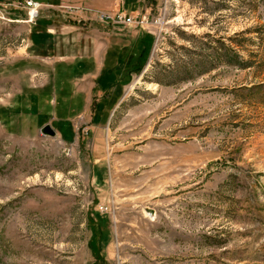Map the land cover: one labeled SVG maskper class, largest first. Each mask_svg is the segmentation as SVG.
Masks as SVG:
<instances>
[{
	"label": "rangeland",
	"instance_id": "374dc122",
	"mask_svg": "<svg viewBox=\"0 0 264 264\" xmlns=\"http://www.w3.org/2000/svg\"><path fill=\"white\" fill-rule=\"evenodd\" d=\"M130 10L148 54L107 113L118 64L91 91L59 73L102 28L34 48L0 0V264H264V0Z\"/></svg>",
	"mask_w": 264,
	"mask_h": 264
},
{
	"label": "crops",
	"instance_id": "0c3cea01",
	"mask_svg": "<svg viewBox=\"0 0 264 264\" xmlns=\"http://www.w3.org/2000/svg\"><path fill=\"white\" fill-rule=\"evenodd\" d=\"M139 1L140 0H45L40 3L42 7H46V10H43V14L39 13L38 18L32 21L33 26L30 28L29 37L30 43L34 48H41L48 43V40H55V31L61 33L64 32L66 28L70 29L71 25L64 22L68 20L67 17H71L72 19L74 16H77L81 19H87L88 22L86 21V26L91 24L96 27L100 26L102 30L96 31V34L92 35V39L87 40L90 44L89 47H84L85 50L79 54L78 57L69 59L68 61L63 60L59 63V65H67L63 68L60 67L59 73L65 74L68 71L67 82L70 80V77H78L81 82L80 85L83 84V87L80 86L82 87L80 91H86L84 90V86H86L85 83H87V90L89 89V91H91L95 90L96 87L99 89V79L102 74L107 73L106 69L109 68V65L114 63L118 64L115 69L112 68V76L109 79V76H105L107 81H104L102 84L103 90L101 89L102 92L106 90H113L116 92L114 95L115 99H112L111 105H107L108 108L103 110V112L109 113L121 94L120 92L123 84H118L122 78L121 66H124L127 57H130L133 51H137L138 48L140 49L142 44L139 43V40L144 39L141 38L144 33L143 30L140 31L141 29L136 30L127 26L128 29H123V31H121L112 24L99 22L97 20V12L112 13L113 10L122 7V9H127L125 13H130V9L135 8ZM47 6L56 7V10H49ZM100 27L98 28L101 29ZM112 32L121 35L118 36L121 43L117 45V48L112 45ZM100 33L107 34L109 37L102 41L100 40ZM145 45L147 46V42H145ZM112 50L119 55L113 54L111 56ZM117 57H119V61Z\"/></svg>",
	"mask_w": 264,
	"mask_h": 264
},
{
	"label": "built area",
	"instance_id": "2783aa9c",
	"mask_svg": "<svg viewBox=\"0 0 264 264\" xmlns=\"http://www.w3.org/2000/svg\"><path fill=\"white\" fill-rule=\"evenodd\" d=\"M23 7L28 10V21L32 22L38 17L39 8L42 5L39 0H18ZM137 15V14H136ZM131 13H125L123 11H117L115 13L97 12V20L107 24H122L127 27H141L142 24L148 21V17L141 15L137 20V16Z\"/></svg>",
	"mask_w": 264,
	"mask_h": 264
},
{
	"label": "trees",
	"instance_id": "16d2710c",
	"mask_svg": "<svg viewBox=\"0 0 264 264\" xmlns=\"http://www.w3.org/2000/svg\"><path fill=\"white\" fill-rule=\"evenodd\" d=\"M139 43L142 44L140 49L138 48L137 51H133L132 54L130 55V57H127V60L124 64V66H121L122 67V72H121L122 78L118 82V84H120V85H122V84L124 85L127 83L131 73L139 72L141 70L145 60H146V57L148 54V48L145 47L146 45H145V42L143 39H140ZM41 95H42V93H41ZM111 103H112V101H111ZM111 103L109 105H111Z\"/></svg>",
	"mask_w": 264,
	"mask_h": 264
},
{
	"label": "water",
	"instance_id": "95a60500",
	"mask_svg": "<svg viewBox=\"0 0 264 264\" xmlns=\"http://www.w3.org/2000/svg\"><path fill=\"white\" fill-rule=\"evenodd\" d=\"M40 132L43 134V135H50V136H54L55 135V131L54 129L52 128V126L48 123L42 125L40 127Z\"/></svg>",
	"mask_w": 264,
	"mask_h": 264
}]
</instances>
